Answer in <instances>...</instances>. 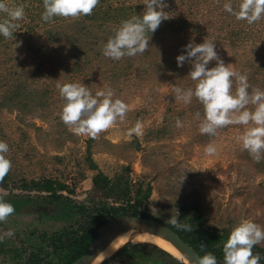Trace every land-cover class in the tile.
Segmentation results:
<instances>
[{"label":"rangeland","instance_id":"rangeland-1","mask_svg":"<svg viewBox=\"0 0 264 264\" xmlns=\"http://www.w3.org/2000/svg\"><path fill=\"white\" fill-rule=\"evenodd\" d=\"M226 2L167 0L165 11L172 18L148 34V50L116 61L102 54L103 44L121 21L143 13L142 0H99L91 15L47 22L41 18L43 0H0L9 9H24L23 18L14 21L19 25L14 38L0 35V141L8 144L4 155L11 161L8 187L0 185V197L47 200L43 213L27 205L0 221V264L25 262L34 252L43 258L48 252L51 264H66L62 256L71 251L51 248L50 238L61 231L79 234L103 206L127 204L118 190L106 194L93 185L99 173L129 186L134 197L140 187L143 194L151 187L147 212L190 226L176 229L195 247L204 244L203 254L213 253L217 264H223V243L237 223L251 220L264 228V159L257 163L242 150L237 137L246 126L201 134L203 106L195 98L185 104L174 92L194 87L187 76L191 66L177 67L175 60L190 39L215 40L224 63L247 74L249 92L264 90V17L253 24L237 20L224 10ZM232 2L235 6L237 0ZM6 18L0 12V22ZM68 82L83 84L93 94L111 88L113 99L128 106L124 119L96 138L75 135L60 118L63 100L56 85ZM137 122L143 134L129 138L127 129ZM209 144L216 148L212 155L205 152ZM45 179L58 180L66 189L51 196L22 188ZM60 202L73 204L76 212L62 214ZM83 206L87 211L80 213ZM196 208L202 223L193 219ZM146 242L130 244L105 263L183 264ZM253 253L264 264V242Z\"/></svg>","mask_w":264,"mask_h":264},{"label":"clouds","instance_id":"clouds-1","mask_svg":"<svg viewBox=\"0 0 264 264\" xmlns=\"http://www.w3.org/2000/svg\"><path fill=\"white\" fill-rule=\"evenodd\" d=\"M99 0H43L41 18L51 21L55 17L75 18L91 15ZM143 13L121 21L103 44L102 54L119 61L128 56L144 54L149 48L151 35L161 23L172 18L165 11L167 0H142ZM223 8L237 20L253 24L264 17V0H232L224 3ZM0 12L6 13V19L0 22V35L14 38L19 27L14 21L24 16L23 7L9 9L0 3ZM151 34L150 36L148 34ZM215 40H203L196 43L190 39L176 57L177 67L187 62L191 67L187 76L194 81V87L187 89L175 87L176 99L190 104L195 98L203 106V118L199 125L201 134L215 135L218 128L228 125H244L243 132L237 137L242 150L259 163L264 159V90L253 89L249 92L247 74H242L225 64L218 55ZM215 61V65L208 67ZM235 85V88L233 87ZM63 100L60 118L75 135L96 138L101 132L112 127L118 119L123 120L128 106L114 97L111 88L97 90L94 94L83 84L68 82L56 85ZM252 105L250 110L247 106ZM200 113H197V117ZM177 127L182 126L176 121ZM127 136H141L143 128L140 122L127 129ZM9 150L6 142L0 141V181L8 174L11 161L4 155ZM216 148L209 144L205 152L214 154ZM15 211L10 202L0 200V221H4ZM170 223L177 228L192 230L172 218ZM11 237L12 230L6 233ZM4 239L0 236V241ZM264 242V228L251 220L237 223L223 243V264H260V255L253 253L256 245ZM205 247L201 244V249ZM193 264H217V257L206 252L196 256Z\"/></svg>","mask_w":264,"mask_h":264},{"label":"trees","instance_id":"trees-1","mask_svg":"<svg viewBox=\"0 0 264 264\" xmlns=\"http://www.w3.org/2000/svg\"><path fill=\"white\" fill-rule=\"evenodd\" d=\"M124 10V9H123ZM116 11H111L110 16L115 17ZM167 21H163L161 25H164ZM161 27H158L156 31H160ZM95 167V166H94ZM9 174H7L2 181H0V185L3 187H7L9 183ZM117 184H113V182L103 174L99 173L94 179H93V185L106 192V194L113 192L114 190H118V192L123 196L127 197V204L121 205V206H103L102 210L98 212L96 216L92 220H90V223H88V226L83 231V234H81L78 238L74 239V244H69V248L72 250L71 258L69 257L66 264L72 263L74 260H76L78 257H80L89 247V245L97 238L98 236V229L104 225L108 218L110 216H121L126 214H131L134 216L141 215L143 217H149L156 219L164 224H168L169 227H171L173 230H175L182 238H184L189 244H191L196 251L202 256L203 251L200 247H195L193 243L190 240L189 236H185L183 233H181L174 225H172L170 222H166L165 220L161 218L155 217L153 214H150L147 212V200L149 198V194L151 192V187H149L145 193H142L141 187L140 190L137 192L136 197L131 195V191L129 189V186L127 187H121V183L117 181ZM22 188L26 190H35L38 192H47L50 193L51 196H55L60 191H64L66 189V185L58 180L53 179H45V180H32L29 183H23ZM2 198V197H1ZM33 198H20V199H1L3 201L10 202L14 205L15 211L18 212L23 206L29 205V204H36ZM44 199V197H43ZM132 199H135L134 203H131L130 201ZM58 204L60 208L63 209L62 214L72 213L73 210L76 209V206L73 204L66 205L65 203ZM146 203V205H145ZM80 213H84L87 211L86 207H81L80 209H77ZM197 213H195L194 218L195 221L197 220L198 223H202V219L198 218L199 210L196 208ZM76 212V211H75ZM73 212V213H75ZM153 246V245H152ZM129 245H127L124 249H122L117 255L127 251L129 248ZM156 247V246H154ZM157 248V247H156ZM159 249V248H158ZM116 255V256H117ZM115 256V257H116Z\"/></svg>","mask_w":264,"mask_h":264},{"label":"water","instance_id":"water-1","mask_svg":"<svg viewBox=\"0 0 264 264\" xmlns=\"http://www.w3.org/2000/svg\"><path fill=\"white\" fill-rule=\"evenodd\" d=\"M128 229H144L146 232L156 234L168 240L170 244H172L184 257L187 258L188 262L174 256L183 264H193V260L196 258V256H201L191 244H189L168 225L153 218L143 217L141 215L134 216L131 214H126L121 216H110L107 222L98 229L97 238L89 245L87 250L80 257L70 264H91L94 258L107 247L114 236ZM136 243L144 242H136L133 240L126 242L106 260H103L97 264L105 263L116 256L127 245Z\"/></svg>","mask_w":264,"mask_h":264},{"label":"bare ground","instance_id":"bare-ground-1","mask_svg":"<svg viewBox=\"0 0 264 264\" xmlns=\"http://www.w3.org/2000/svg\"><path fill=\"white\" fill-rule=\"evenodd\" d=\"M136 242H144L152 243L168 252L173 254L175 257L180 258L188 262L187 258L184 257L172 244L168 242V240L158 236L156 234H152L146 232L144 229H128L118 233L111 242L107 245L105 249H103L92 261L91 264H97L106 260L109 256H111L118 248H120L123 244L129 241Z\"/></svg>","mask_w":264,"mask_h":264},{"label":"flooded vegetation","instance_id":"flooded-vegetation-1","mask_svg":"<svg viewBox=\"0 0 264 264\" xmlns=\"http://www.w3.org/2000/svg\"><path fill=\"white\" fill-rule=\"evenodd\" d=\"M8 187V186H7ZM7 187H4L5 189H7ZM42 193H47V192H42ZM51 195V194H50ZM1 199H8V198H6V197H0V200ZM11 199V198H10ZM32 200H34L35 202H36V204L34 203V204H29V207H33V208H37V209H44V204L42 203V202H44V201H47V200H44L43 199V196L41 197H39V199H32ZM27 206V205H26ZM46 209V208H45ZM45 209L44 210H41V213H43L44 211H45ZM20 211V210H19ZM18 211V212H19ZM13 214H17V212H14ZM86 228V227H85ZM85 228H84V230H85ZM84 230H82L79 234H70V231H67V232H65V231H61L60 232V234L58 235V236H60V237H64L65 239L66 238H68L67 239V241L65 242V243H63V241L60 239V237H58L57 235L55 236V237H52V238H50L48 241H49V244L51 245V248H61L62 249V251H64V253L66 252V251H71V253H72V250L69 248V244H74V239L75 238H78L81 234H83V231ZM43 249L44 248H42V251H43ZM54 250V249H53ZM58 250V249H57ZM40 250H38V252H39ZM47 253L48 252H43V254L45 255L44 256V258L43 257H41L42 256V254H40V255H38V253L37 252H34L33 254L31 253L30 254V256H29V258L25 261V262H21V261H18V263L17 264H51L52 263V259L51 260H48V256H47ZM71 253L70 254H68L67 256H66V254H64L62 257L63 258H65V260H64V262L65 263H67V258L68 257H70L71 258ZM120 255V254H119ZM119 255H117V256H119ZM116 256V257H117ZM114 259V258H113ZM45 260H47V261H51V262H48V263H46L45 262ZM107 263V262H106ZM105 263V264H106Z\"/></svg>","mask_w":264,"mask_h":264}]
</instances>
